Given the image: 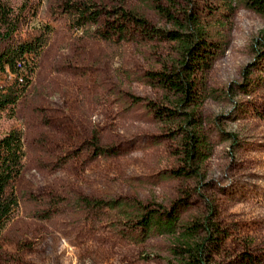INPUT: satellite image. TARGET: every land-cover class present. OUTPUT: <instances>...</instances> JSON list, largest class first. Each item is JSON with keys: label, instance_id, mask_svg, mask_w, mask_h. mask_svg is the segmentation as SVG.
I'll use <instances>...</instances> for the list:
<instances>
[{"label": "rangeland", "instance_id": "obj_1", "mask_svg": "<svg viewBox=\"0 0 264 264\" xmlns=\"http://www.w3.org/2000/svg\"><path fill=\"white\" fill-rule=\"evenodd\" d=\"M95 1L102 9H131L157 27H170L146 0ZM61 2L44 0L39 22L51 25L53 41L13 117L0 119V136L19 127L27 153L16 187L22 214L0 239V264H171L168 237L136 244L106 223L93 229L77 199L170 207L186 195L184 221L214 207L230 231L228 258L246 251L264 264V72L252 71L264 17L239 6L228 22V47L209 76L221 95L203 107L214 150L197 181L167 177L176 165L171 142L145 107L161 101L162 92L147 83L146 74L174 56L172 45L139 41L118 48L72 35ZM246 68L252 73L247 80ZM94 140L118 154L94 158L86 147ZM47 200L51 208L43 204Z\"/></svg>", "mask_w": 264, "mask_h": 264}, {"label": "trees", "instance_id": "obj_2", "mask_svg": "<svg viewBox=\"0 0 264 264\" xmlns=\"http://www.w3.org/2000/svg\"><path fill=\"white\" fill-rule=\"evenodd\" d=\"M146 1L170 27H157L131 9H102L95 0H62L58 9L72 35L80 33L83 38L99 39L118 48L139 41L172 45L174 56L166 59L161 69L146 74L147 83L162 92L161 101H148L145 107L171 142L176 165L167 177L198 181L204 177L214 150L203 107L221 95L210 86L209 76L228 47V22L239 6L264 17V0ZM43 8L44 0H0V119L13 117L17 103L32 84L44 50L53 41L51 25L39 22ZM254 54L257 62L252 71L264 72V36L256 40ZM251 74L244 70L246 80ZM86 147L94 158L118 154L113 148L100 147L96 140ZM26 159L24 133L12 126L0 136V239L22 214L16 187ZM189 202V195L170 207L137 199H77L93 229L106 223L136 244L155 236L168 237L171 264H259L246 251L228 258L230 231L214 207L206 216L184 221L181 214ZM50 203L43 202L51 208Z\"/></svg>", "mask_w": 264, "mask_h": 264}]
</instances>
